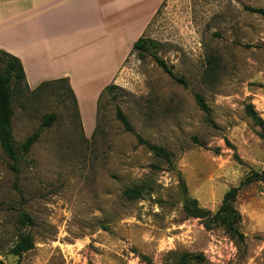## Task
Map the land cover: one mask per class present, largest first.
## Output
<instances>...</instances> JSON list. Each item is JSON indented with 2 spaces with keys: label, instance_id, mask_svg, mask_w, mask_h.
<instances>
[{
  "label": "rangeland",
  "instance_id": "374dc122",
  "mask_svg": "<svg viewBox=\"0 0 264 264\" xmlns=\"http://www.w3.org/2000/svg\"><path fill=\"white\" fill-rule=\"evenodd\" d=\"M247 5L264 8V0H163L143 30L133 20L117 32L116 54L112 48V59L102 64L106 73L80 61L72 70L75 87L67 76L38 82L31 76L29 87L13 83L18 146L45 114L57 116L21 154L18 171L0 145V264H149L147 258L177 264L184 254L183 264H264V180L246 184L234 202L243 242L183 210V185L214 212L231 186L264 170V129L245 111L252 103L264 118V15ZM141 35L160 42L152 52L189 86L152 55L140 58L132 50ZM212 56L209 82L203 74ZM101 83L117 88L98 108ZM194 92L205 98L209 118ZM117 107L133 131L117 118ZM137 135L164 147L172 161ZM132 186L142 189L141 197L124 195ZM21 211L32 224H19ZM19 233L35 241L20 256L11 252ZM224 237L237 253L219 263L209 246L214 241V251H227Z\"/></svg>",
  "mask_w": 264,
  "mask_h": 264
},
{
  "label": "crops",
  "instance_id": "0c3cea01",
  "mask_svg": "<svg viewBox=\"0 0 264 264\" xmlns=\"http://www.w3.org/2000/svg\"><path fill=\"white\" fill-rule=\"evenodd\" d=\"M162 1L0 0V35L7 36L0 48L21 59L28 84L31 76L37 82L67 76L75 87L72 70L80 61L106 73L102 64L112 48L116 54L117 32L133 20L143 30Z\"/></svg>",
  "mask_w": 264,
  "mask_h": 264
},
{
  "label": "trees",
  "instance_id": "16d2710c",
  "mask_svg": "<svg viewBox=\"0 0 264 264\" xmlns=\"http://www.w3.org/2000/svg\"><path fill=\"white\" fill-rule=\"evenodd\" d=\"M246 9L261 13L264 15V8L245 6ZM160 47V42L151 37L139 36L132 45V50L137 51L140 58H145L147 54L152 55L153 59L166 73H168L176 82L189 86L187 79L177 73L174 66L170 64L164 57L159 55L152 50H156ZM215 56L208 59V67L205 69L203 79L205 81H212L215 77ZM57 80V79H56ZM63 78L57 81H62ZM19 81H26L27 87H29L26 80L25 70L21 59L13 55L12 53L0 48V145L4 152L11 159L10 167L16 171L19 170L17 162L21 154L26 153L30 150L32 145L39 138L41 129L45 126H49L56 119L57 114L50 112L43 116L40 127L33 133L28 135L26 139L21 142L18 146L16 144L13 128H12V117L14 109L12 105L13 96V83ZM47 82H43L45 84ZM117 85L110 83L106 85L99 94L97 106H102V99L108 95L113 97L115 95V89ZM194 96L199 107L206 113L209 118V107L205 101V98L199 92H194ZM246 113L253 120V122L264 129V118L257 112L252 103L247 104ZM116 116L123 124L125 130L133 131V127L130 123L129 118L124 111L117 107ZM138 142L146 145L156 156L165 159L168 162L172 161L171 154L164 147L151 143L144 139L141 135H137ZM264 180V170L262 172H253V174L247 176L238 185L231 186L223 196V200L219 208L212 212L210 209L200 205L197 198L187 193V188L183 185L185 192L183 210L188 217L199 218L203 221L207 229L213 227L222 226L229 235L240 241H244V234L239 229V224L242 220V214L235 207L234 202L240 192V190L246 185L253 181ZM124 195L128 198H139L142 195V189L138 186L126 187ZM18 222L21 225H27L33 223V218L30 214L25 211H21L18 216ZM35 241L30 234L19 233L18 239L14 246L11 248V252L15 255H21L23 252L34 248ZM187 254H184L181 260L177 264H183ZM149 264H152L151 260L147 258Z\"/></svg>",
  "mask_w": 264,
  "mask_h": 264
},
{
  "label": "built area",
  "instance_id": "2783aa9c",
  "mask_svg": "<svg viewBox=\"0 0 264 264\" xmlns=\"http://www.w3.org/2000/svg\"><path fill=\"white\" fill-rule=\"evenodd\" d=\"M224 240L229 245H228V250L227 251L223 250V253L219 252V251H216V250L214 251V248H216L218 246V244H216L214 241L209 246L210 251L208 253H211V254L215 255L216 256V261L219 262V263H221V262L224 263L226 261H229L237 253V248H236L233 240L228 238V237H224ZM220 244H221V242H220ZM212 260H213V258H212Z\"/></svg>",
  "mask_w": 264,
  "mask_h": 264
}]
</instances>
